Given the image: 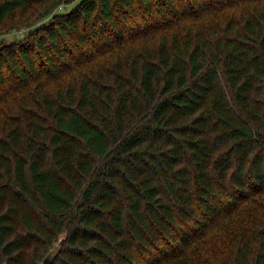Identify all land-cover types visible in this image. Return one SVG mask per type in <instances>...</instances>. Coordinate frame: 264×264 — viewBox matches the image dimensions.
Returning <instances> with one entry per match:
<instances>
[{
  "label": "trees",
  "instance_id": "16d2710c",
  "mask_svg": "<svg viewBox=\"0 0 264 264\" xmlns=\"http://www.w3.org/2000/svg\"><path fill=\"white\" fill-rule=\"evenodd\" d=\"M62 234L52 264H264V0H0V264Z\"/></svg>",
  "mask_w": 264,
  "mask_h": 264
},
{
  "label": "water",
  "instance_id": "95a60500",
  "mask_svg": "<svg viewBox=\"0 0 264 264\" xmlns=\"http://www.w3.org/2000/svg\"><path fill=\"white\" fill-rule=\"evenodd\" d=\"M66 234H62L58 241L54 244V246L51 248L49 253L46 255V257L43 259L41 264H52L55 257L57 256L58 252L61 249L62 241L65 238Z\"/></svg>",
  "mask_w": 264,
  "mask_h": 264
},
{
  "label": "rangeland",
  "instance_id": "374dc122",
  "mask_svg": "<svg viewBox=\"0 0 264 264\" xmlns=\"http://www.w3.org/2000/svg\"><path fill=\"white\" fill-rule=\"evenodd\" d=\"M68 4H71V3H68ZM26 31H27L26 28H23V29H20V30L16 29V30H13V31L7 33L5 35V37L8 38V39H13V38H17V37L20 38L23 35H25Z\"/></svg>",
  "mask_w": 264,
  "mask_h": 264
}]
</instances>
